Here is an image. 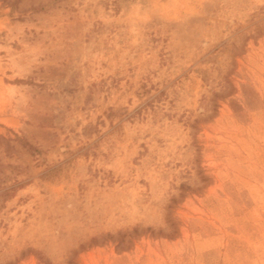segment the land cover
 <instances>
[{
  "label": "rangeland",
  "instance_id": "rangeland-1",
  "mask_svg": "<svg viewBox=\"0 0 264 264\" xmlns=\"http://www.w3.org/2000/svg\"><path fill=\"white\" fill-rule=\"evenodd\" d=\"M0 264H264V0H0Z\"/></svg>",
  "mask_w": 264,
  "mask_h": 264
}]
</instances>
